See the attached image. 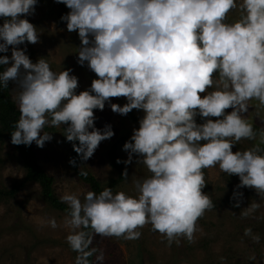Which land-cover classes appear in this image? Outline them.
<instances>
[{
	"label": "clouds",
	"instance_id": "9594fccd",
	"mask_svg": "<svg viewBox=\"0 0 264 264\" xmlns=\"http://www.w3.org/2000/svg\"><path fill=\"white\" fill-rule=\"evenodd\" d=\"M54 2L70 10L61 21L69 33H78L77 62L97 78L77 94L72 69L55 72L46 58L33 63L26 44L39 43L40 36L22 17L35 15L38 0H0V53L11 52L0 55V87L15 85L20 113L11 143L35 142L42 149L53 138L45 126L67 125L63 136L87 161L115 135L111 125L94 126V110L103 111L107 103L113 113L127 116L135 109L143 116L123 145L127 160L117 163L129 165L135 156L150 173L132 181L135 196L106 187L99 194L85 192L83 200L75 193L61 197L68 205L63 226L70 229L66 243L77 253L74 264H103V250L91 247L95 235L136 240L146 225L169 246L180 238L193 242L198 219L216 206L203 192L204 169L218 166L239 178L237 190L264 194V129L254 130L245 116L251 100L264 107V0ZM235 9L239 17L228 22ZM121 97L123 106L111 102ZM257 138L252 147L233 152L241 140ZM69 164L76 166L74 159ZM122 176L127 179V168ZM242 198L234 191L233 207ZM259 208L252 201L240 215ZM47 223L60 226L54 218ZM244 235L260 242L251 228Z\"/></svg>",
	"mask_w": 264,
	"mask_h": 264
},
{
	"label": "rangeland",
	"instance_id": "374dc122",
	"mask_svg": "<svg viewBox=\"0 0 264 264\" xmlns=\"http://www.w3.org/2000/svg\"><path fill=\"white\" fill-rule=\"evenodd\" d=\"M239 3V0H238ZM70 10H68L69 12ZM57 3L54 0H38L35 15L27 18L37 28L40 42L26 44L27 55L35 63L39 58H46L51 69L60 72L72 69L70 74L78 77L77 94L87 90L93 79L97 77L89 70L87 64H78L77 49L81 42L78 33L67 31L66 23L60 24L56 19ZM239 17V10H232L228 22ZM3 19L0 18V26ZM21 48L24 45L20 46ZM11 55V52L2 53ZM15 85L11 83L10 94L14 99ZM203 96V94H201ZM111 102L123 106L125 98H111ZM248 113L254 130L264 129V107L256 100L249 101ZM232 109L226 110L231 112ZM257 112L259 113L257 115ZM95 127L103 129L111 125L115 135L101 142L94 155L87 161H81L79 168L86 169L102 183L116 177L117 171L110 165L108 149L111 143L121 134H132L134 128H139V119L143 112L133 110L127 116L113 113L106 103L103 111L94 110ZM215 120L216 118H212ZM197 123L202 121L197 118ZM55 127L51 133L53 138L41 149L33 142L37 160L47 172L57 176L55 192L60 197L64 194H77L83 200V194L91 191L88 185L82 184L69 164L70 143L63 136V128ZM258 143L241 140L233 147V152L243 151ZM261 147H264L262 145ZM118 146L122 161L128 154ZM133 162L125 165L128 177L114 187L130 196H135L136 190L132 181L144 178L150 173L143 166ZM206 187L205 194L210 195L216 205L206 211L198 219V230L194 233L193 242L180 238V244L171 246L159 233L153 232L150 225L139 229L142 235L136 240L123 238H101L95 235L92 247L104 252L103 264H264V194L258 195L254 189L247 187L236 189L240 183L235 175L228 176L219 167L204 169ZM24 169L12 143L4 140L0 149V190L8 189L14 183L22 180ZM37 183H26L20 187L13 197L0 201V264H74L77 253L66 243L70 229L63 226L65 213L50 208L39 195ZM234 191L243 193L240 207H233L238 201L233 199ZM258 202L260 208L248 217H242L240 212L252 202ZM234 213V214H233ZM55 219L60 225L52 229L48 221ZM251 228L253 234L260 236V242L255 243L251 237L244 235V230ZM255 259H250V257ZM221 257L225 259L221 261ZM95 261V254H94Z\"/></svg>",
	"mask_w": 264,
	"mask_h": 264
},
{
	"label": "trees",
	"instance_id": "16d2710c",
	"mask_svg": "<svg viewBox=\"0 0 264 264\" xmlns=\"http://www.w3.org/2000/svg\"><path fill=\"white\" fill-rule=\"evenodd\" d=\"M68 10L69 9L64 4L57 3L56 19L58 23H65L61 21V16L67 14ZM0 55L3 54L0 53ZM2 68L3 66H0V70H2ZM10 88L11 83L9 84L8 88L0 87V149L4 140H9L11 142L10 133L15 130L14 124L19 119L20 115L17 104L11 97ZM65 126L67 127V125ZM45 129L53 131L55 127L45 126ZM131 135L132 134H121L111 143L108 149V157L110 165L117 171V175L116 177L104 183L97 179L88 170L83 168L79 169L81 162L80 156L73 150L72 142H69L70 159H74L76 162V166L71 165V167L76 173L79 181L84 185H88L91 191L96 192L97 194H99V192L106 187H111L112 191L115 192V185L124 180L122 176V173L124 172V164L117 163L118 159L122 161L117 148L119 145L123 146L126 141H129ZM13 147L19 159L21 160L24 169V176L21 181L14 183L10 188L0 190V201L3 198L5 199L13 197L19 188L24 186L26 183H37L40 187L39 195L46 202V204L50 208L66 214L68 205L66 203H62L60 197L55 192L57 176H53L47 172L41 164H39L34 146L13 145ZM79 170L87 172V176H80ZM89 259L94 261V255Z\"/></svg>",
	"mask_w": 264,
	"mask_h": 264
}]
</instances>
